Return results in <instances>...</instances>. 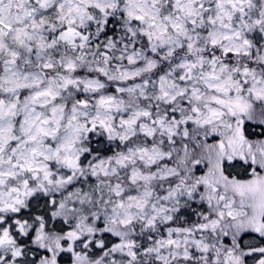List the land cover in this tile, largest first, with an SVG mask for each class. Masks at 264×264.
<instances>
[{
    "label": "snow or ice",
    "instance_id": "1",
    "mask_svg": "<svg viewBox=\"0 0 264 264\" xmlns=\"http://www.w3.org/2000/svg\"><path fill=\"white\" fill-rule=\"evenodd\" d=\"M0 264H264V0H0Z\"/></svg>",
    "mask_w": 264,
    "mask_h": 264
}]
</instances>
